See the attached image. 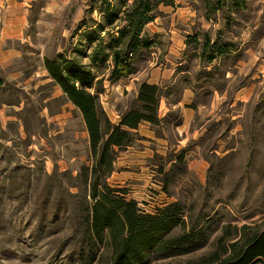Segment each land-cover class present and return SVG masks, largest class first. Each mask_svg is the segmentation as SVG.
<instances>
[{
  "label": "rangeland",
  "instance_id": "374dc122",
  "mask_svg": "<svg viewBox=\"0 0 264 264\" xmlns=\"http://www.w3.org/2000/svg\"><path fill=\"white\" fill-rule=\"evenodd\" d=\"M178 1L179 7L195 13L186 24L190 27L186 30L192 34L188 46L178 57L185 61L181 68L190 74L184 76L187 84L196 79L198 88L209 83L222 91L227 86V69L234 70L239 62L254 61L256 53L259 62L264 58V0H223L224 11L214 10L218 0ZM90 6L97 8L99 3L37 0L31 10L30 45L24 46L23 59L8 69L0 66V80L5 82L0 89V264H87L89 260L83 237L90 199L82 180L77 178L81 167L91 164L88 137L80 113L44 74L43 58L61 52L71 54L78 48L84 53L81 60L88 64L86 56L91 49L78 43L85 28L77 35L76 28L85 18L87 26L98 18L96 11L89 12ZM207 37L212 42L230 43L235 49V54L225 56L227 59L214 70L215 81L208 79L206 71L196 74L207 66L200 61ZM151 53L140 50L133 60L134 70L164 64L158 51ZM12 71L18 79H14ZM262 79L246 101H236L233 93L247 82L240 77L233 82L226 98L217 105L220 119L208 124L209 132L198 144L182 150L189 156H185L182 169L174 165L182 152L175 153V148L147 159L143 177L137 165L124 158L127 150L119 153L118 172L123 173L108 179L111 186L127 190V197L137 200L145 212L179 201L186 213L187 230H202L203 244L199 249L164 259L153 258L151 264L199 261L216 251L218 238L227 226H247L249 234L264 230ZM122 80L119 87L103 84L99 97L102 109L109 111V115L105 113L113 123L132 106L137 96L134 87L140 83L133 81L132 88L127 89V79ZM181 87L177 85L173 91L179 93ZM207 91L211 93L210 88ZM4 104L8 106L5 112ZM155 132L173 137L171 129ZM139 138L137 134L134 143ZM130 173L135 183L128 178ZM172 173L165 192L166 174ZM181 233V228L174 232ZM101 254L107 251L102 249Z\"/></svg>",
  "mask_w": 264,
  "mask_h": 264
},
{
  "label": "trees",
  "instance_id": "16d2710c",
  "mask_svg": "<svg viewBox=\"0 0 264 264\" xmlns=\"http://www.w3.org/2000/svg\"><path fill=\"white\" fill-rule=\"evenodd\" d=\"M94 2L99 6H90L89 12L96 11L98 18L90 26L85 18L76 28V35L85 28L78 43L91 49L86 56L88 64L81 60L84 53L78 48L71 54L61 52L43 60L48 78L78 110L88 134L91 164L82 166L77 176L90 199L83 237L89 252L87 264H151L153 258L196 251L203 244L202 230H187L182 203L167 202L145 212L138 201L127 197V190L108 183L119 153L132 145L139 125L143 122L154 128L161 125L162 88L141 83L132 106L120 116L118 123H113L100 105L103 81L96 79L94 69L110 67L111 82L135 73L133 60L138 52L156 44L157 36L147 31V25L164 16L162 7H175L176 0H91ZM225 8L224 1L218 0L214 10ZM232 48L230 43L212 42L207 37L201 57L211 63ZM185 155L182 151L177 156L174 165L179 169L185 165ZM172 175L166 174L165 192ZM177 228L182 233L175 235ZM247 229V226L225 227L215 252L186 264H264V230L249 234ZM102 249L107 254L100 255Z\"/></svg>",
  "mask_w": 264,
  "mask_h": 264
},
{
  "label": "crops",
  "instance_id": "0c3cea01",
  "mask_svg": "<svg viewBox=\"0 0 264 264\" xmlns=\"http://www.w3.org/2000/svg\"><path fill=\"white\" fill-rule=\"evenodd\" d=\"M36 1L37 0H0L1 67L8 69L13 66L15 62L23 59L25 54L23 48L24 46L30 45L28 30L31 25V10L33 8V3ZM178 5L179 1L176 0L175 7H162L161 11L164 13V16L156 18L154 22L147 25V31L157 36L156 44L147 51L152 52L151 54L158 51L162 55L164 64L160 63L159 66H145L142 69L136 70L132 75L123 78L128 81L126 82V84H129L126 85L127 89L132 88L130 84L133 81L140 82L139 84L146 82L158 86L164 85V87H162L163 94L159 107V117L162 119L161 125L154 128L147 122L141 123L135 131L140 138L126 148L127 154L124 156V158L130 161L132 160L130 163L137 165L141 170L140 175L142 177L144 176V170L147 169L145 167L147 159L154 157L158 153L166 154L174 148L176 149L175 153L188 150L190 145L198 144V141L204 139L209 132L208 124L218 117L217 111L220 110L217 109V105L221 100L226 98L225 96L229 92L230 86L234 84L233 82L238 77H240V80L246 81L247 83L236 87L233 93V97H235L236 101H246L249 99L254 94V88L259 78H264V58L259 62V56L258 53H256L254 61L250 59L249 61L239 62L234 66V70L227 69L225 71L224 75L227 80V86L225 85L222 91L217 90L215 86L210 87L209 83L205 87L200 86L201 88H198L196 84L199 82H197L196 79H193L194 81L192 80L193 84H187L184 80V76L190 74L181 68L185 61H179L178 57L184 54L188 46V39L192 34L186 30V28H190L187 27L188 25L186 24L190 18L195 17V13L193 11H188L189 9H183V7H179ZM162 37L164 38L163 40ZM197 41H200V39H197ZM234 50L233 47L229 53L215 59L211 63L202 59L200 56V61L205 62L207 66L201 67V70H198L196 74L200 75L203 73L202 71H206L209 76L208 79L212 78L211 81H215L216 75L215 78H213V73L216 71V68L223 59H227L226 57L234 55ZM200 64L202 65V63ZM43 68L44 74L46 73L48 76L45 67ZM109 69L110 67L102 71H95L97 75L96 79L103 81V84L109 83L112 86L119 87L117 84L123 80L120 79L115 82L109 81ZM13 71L12 74L14 79H18L17 73H13ZM19 77L23 79V74ZM28 80H30V78ZM262 80L264 81V79ZM189 81L190 79L188 82ZM199 81H202V79H199ZM139 84L137 86H139ZM4 85L5 82L0 80V89H2ZM177 85L182 86L179 93L173 91ZM137 86L134 87L135 93L138 92ZM209 88L211 89V93L208 91L206 92ZM175 94H178L177 97H175ZM173 98H176V100H173ZM232 105L233 103L231 106ZM7 108L8 106L4 104L2 106V111L5 112ZM104 109L107 115H109V111L106 108ZM175 114L178 115L177 118ZM117 119L118 120L115 121L116 123L120 121V117H117ZM218 119H220V117H218ZM177 121L180 122L178 125H176ZM160 129H163V132L166 129H171L174 138L172 137L171 139L168 133H165L163 136L157 135L155 130L157 131ZM138 145H142L140 149H137ZM195 154L200 156L198 153ZM185 156L186 158L189 157L188 155ZM118 165H120L119 159L115 161L114 171L110 177H114L115 174L121 176L123 172H118V168H120ZM128 178L132 179V181H134L133 183L136 182L131 173L128 174ZM130 185L131 184H129L128 187H130ZM116 188L122 187L116 186Z\"/></svg>",
  "mask_w": 264,
  "mask_h": 264
}]
</instances>
